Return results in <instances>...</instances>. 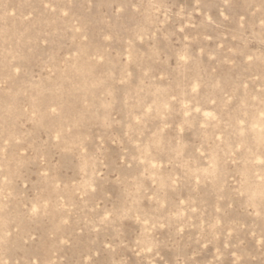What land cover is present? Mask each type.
I'll list each match as a JSON object with an SVG mask.
<instances>
[{
	"label": "rangeland",
	"instance_id": "obj_1",
	"mask_svg": "<svg viewBox=\"0 0 264 264\" xmlns=\"http://www.w3.org/2000/svg\"><path fill=\"white\" fill-rule=\"evenodd\" d=\"M0 264H264V0H0Z\"/></svg>",
	"mask_w": 264,
	"mask_h": 264
}]
</instances>
